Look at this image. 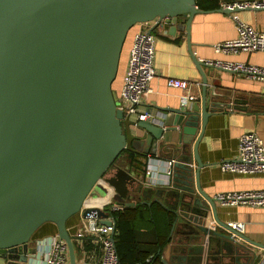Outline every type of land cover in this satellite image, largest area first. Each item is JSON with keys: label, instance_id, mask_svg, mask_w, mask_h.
I'll return each mask as SVG.
<instances>
[{"label": "water", "instance_id": "obj_1", "mask_svg": "<svg viewBox=\"0 0 264 264\" xmlns=\"http://www.w3.org/2000/svg\"><path fill=\"white\" fill-rule=\"evenodd\" d=\"M207 11L196 0H0L3 264H25L34 256L36 240L53 228L66 243L69 264H76L69 219L91 215L110 224L103 207L85 206L101 181L118 204L133 205L130 199L154 194L173 213L172 232L179 237L161 264H251L256 255L250 245L264 248L220 221L216 200L200 185L206 164L199 144L207 120L232 105L231 98L214 91L208 98L203 61L193 57L202 75L200 100L173 109L169 123L157 114L132 130L116 105L112 84L128 31L137 23L168 18L189 34L193 16ZM124 149L142 155L165 149L164 158L173 160L166 183L142 189L117 162Z\"/></svg>", "mask_w": 264, "mask_h": 264}, {"label": "crops", "instance_id": "obj_2", "mask_svg": "<svg viewBox=\"0 0 264 264\" xmlns=\"http://www.w3.org/2000/svg\"><path fill=\"white\" fill-rule=\"evenodd\" d=\"M234 14L264 33V9L252 8H243L232 13L217 9L198 12L190 22L189 34L182 29L179 21L174 24L168 18L135 24L125 38L117 75L112 84L113 90L118 94L123 85L133 36L142 28L150 29L155 37L154 75L150 82V92L142 95L139 104V109L150 112L151 119L157 114H164L165 123H169L173 116V109H184L200 100L202 75L193 57L199 61L263 64L264 52L262 51L231 53L215 50L217 43L236 37ZM210 66L214 65H203V71L207 77L208 98H213L211 94L214 91L216 94H224L231 98L232 105L218 108L207 120L199 144L200 159L206 164L200 170L201 188L214 200L218 193L264 189V174H236L223 172L219 168L221 161L238 156V139L242 133L255 131L264 144V81L228 69H212ZM168 77L190 81L187 91L194 96V99L186 106L182 105L184 91L168 86L166 83ZM217 99L220 100L223 97L217 96ZM137 133L141 134L140 131ZM165 153L167 152L164 149L158 150L155 155H144V158H141L143 163L141 169L133 164L130 165L125 159H120L118 164L140 180L142 189L154 190L167 181ZM147 165L151 166L153 172L150 176L145 173ZM194 165L193 163V167ZM146 181L150 182L149 186L146 185ZM111 193L112 190L101 181L91 191L86 204L100 205L106 209H109L110 205H115L118 210L125 209L124 211L130 214L137 244L142 249L150 251L145 254V262L161 264V258H168L171 253L172 239L179 237L175 231L172 232L173 213L156 202L154 194L134 197L128 201L134 204L127 205L116 203L111 198ZM215 202L220 221L226 224L235 221L244 223L245 228L241 233L255 243L264 245V207L248 204L229 207L222 206L217 200ZM162 203L165 201L162 200ZM82 223L83 217L80 214L74 215L67 222L68 232L72 234ZM208 224L216 230L220 229L214 220H209ZM163 242L165 244L159 247ZM79 244L80 247L77 248L74 245L77 261L99 264L101 256L99 246L93 243V248L87 251L80 242ZM250 247L256 255L251 264H264V248L253 245ZM39 257L37 253L35 264H38ZM0 264H3L1 259Z\"/></svg>", "mask_w": 264, "mask_h": 264}, {"label": "built area", "instance_id": "obj_3", "mask_svg": "<svg viewBox=\"0 0 264 264\" xmlns=\"http://www.w3.org/2000/svg\"><path fill=\"white\" fill-rule=\"evenodd\" d=\"M219 8L264 9V0H225L220 2ZM233 19L236 24V37L217 43L215 50L231 53L242 51L264 52V33L240 20L236 14L233 15ZM154 57L155 37L150 29L142 28L133 36L123 77V85L118 94H116V105L123 111L124 117L130 121L132 130L137 129V123L140 120L151 118L150 112L139 109V104L142 95L150 92V82L154 75ZM203 62L207 65L223 67L224 69L264 81V63L256 65L244 62ZM166 83L170 87L184 91L185 94L182 96L183 106H186L189 101L194 99V96L187 91L190 81L168 77ZM172 162L173 160L166 162V173L170 172L169 168ZM219 168L223 172L236 174H264V144L257 132L247 131L242 133L238 139V156L234 159L221 161ZM145 173L147 176L153 174L150 165H147ZM146 185L149 186L150 182L146 181ZM215 200L222 206L231 207L238 204H248L264 207V189L218 193L215 195ZM85 206L92 205L85 203ZM105 210L107 211L106 219L110 221V224H102L97 218L90 215L83 218V223L72 234H69L73 240L90 239L92 243L98 245L101 252L99 264H118V256L114 244L115 225L112 215V212L118 210V207L110 205L109 209ZM227 225L240 232L245 228V224L242 222H229ZM37 253L40 255L38 264H69L66 243L58 237L57 233L37 239L34 256H28L25 264H35ZM76 264L91 263L83 260L77 261L76 259Z\"/></svg>", "mask_w": 264, "mask_h": 264}, {"label": "trees", "instance_id": "obj_4", "mask_svg": "<svg viewBox=\"0 0 264 264\" xmlns=\"http://www.w3.org/2000/svg\"><path fill=\"white\" fill-rule=\"evenodd\" d=\"M225 0H196L197 7L201 10H214L219 8L220 2ZM141 158L144 155L135 153L132 150L124 149L117 162L120 159H125L130 165H135L138 169H141L143 163ZM106 209V208H105ZM123 210H115L112 212L113 222L115 225L114 231V244L116 254L118 256V264H153L151 261L145 262V254L150 251L142 249L140 245L137 244L135 238V229L132 226V220L130 214ZM56 230L53 228L49 235L55 234ZM81 243L85 250H91L93 248V243L90 239L87 240H73L75 247L77 248ZM165 242L161 243L159 247L163 246ZM80 247V246H79ZM97 248V247H95ZM155 249V248H154Z\"/></svg>", "mask_w": 264, "mask_h": 264}, {"label": "rangeland", "instance_id": "obj_5", "mask_svg": "<svg viewBox=\"0 0 264 264\" xmlns=\"http://www.w3.org/2000/svg\"><path fill=\"white\" fill-rule=\"evenodd\" d=\"M115 96L117 97L116 93H115ZM5 261V260H4Z\"/></svg>", "mask_w": 264, "mask_h": 264}]
</instances>
